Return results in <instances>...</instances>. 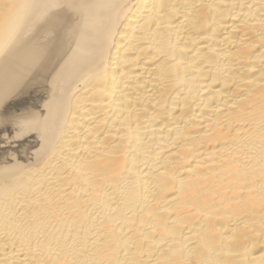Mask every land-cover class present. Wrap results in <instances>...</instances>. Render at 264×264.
<instances>
[{
  "label": "bare ground",
  "instance_id": "bare-ground-1",
  "mask_svg": "<svg viewBox=\"0 0 264 264\" xmlns=\"http://www.w3.org/2000/svg\"><path fill=\"white\" fill-rule=\"evenodd\" d=\"M0 264H264V0H0Z\"/></svg>",
  "mask_w": 264,
  "mask_h": 264
}]
</instances>
